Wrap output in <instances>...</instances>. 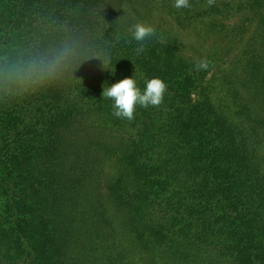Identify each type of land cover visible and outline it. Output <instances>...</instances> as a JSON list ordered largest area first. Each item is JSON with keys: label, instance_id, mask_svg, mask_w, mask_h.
<instances>
[{"label": "trees", "instance_id": "16d2710c", "mask_svg": "<svg viewBox=\"0 0 264 264\" xmlns=\"http://www.w3.org/2000/svg\"><path fill=\"white\" fill-rule=\"evenodd\" d=\"M88 2L0 0V264H264V0H190L184 9L162 1L180 26L209 13L213 28L242 14L257 23L234 62L245 80L224 72L219 99L203 85L204 68L178 57L177 37L160 27L137 53L133 21L71 32L96 55L73 90L53 87L51 76L9 84L10 69L60 53L47 50L64 35L59 26L97 28ZM84 54L60 63H83ZM132 76L141 89L153 77L167 89L160 105L138 106L127 120L102 92ZM92 125L131 130L105 145L114 169L100 194L84 190L97 177L63 171L83 150L76 131Z\"/></svg>", "mask_w": 264, "mask_h": 264}, {"label": "rangeland", "instance_id": "374dc122", "mask_svg": "<svg viewBox=\"0 0 264 264\" xmlns=\"http://www.w3.org/2000/svg\"><path fill=\"white\" fill-rule=\"evenodd\" d=\"M90 1L91 2H88L86 9L89 17L95 19L96 26L97 23H99L97 28H95V25L92 29L88 28V26L80 29V26H76L75 24L59 26L58 30L64 27V35H58L57 37L54 36V39L50 43L51 47L49 45L47 48L48 51L53 53L64 52L66 50V52L79 53L80 56L81 53L84 52L86 58L83 63H77L72 60H69L68 63H59V70L50 78L53 80L50 82L53 87H60L63 85L67 87V92L73 90L70 85H73V81H76V79L80 77L85 65H89V62H92L90 60L93 57H96L95 52L92 51L91 54V49L86 48V42L81 40V43L77 44V39L73 36L75 33L71 32L81 33L82 31H85L82 36H89V34L102 31V25H106L110 20L122 26H129L133 22L146 21L152 23L155 27L163 29L168 36L170 34L172 37L176 36L179 44L177 51L178 57L183 56L186 63L199 64L202 61L207 63V67L204 68L205 74L203 75V85L207 86L208 84H212L215 98L219 99L220 97H223L221 94L225 89H228L225 84L222 86L224 72L235 77L238 82L245 80L244 74H241V69L237 66L238 63L234 62L237 61L244 51L251 47L252 36L254 34L252 32L257 23H254V18L252 19L249 15L242 14L230 19L228 18L226 23L225 21L227 17H224L225 14H221L225 21L223 18L219 19L217 27L213 28L211 24L213 23L212 20L214 19V16L209 13V17H206V15L204 17L206 18V22H191L190 24L186 23L185 26H180L173 16L167 15L166 12L160 9L161 4L164 3L162 2L163 0ZM240 25L242 26L239 27ZM93 30L94 32H91ZM64 36H66V38H63ZM116 62L119 63L118 60H116ZM97 65H101V63L97 61ZM231 70H233V72ZM126 72L131 73L132 69L125 71L124 73ZM77 73H80V75ZM238 92V96H247V94L240 88ZM200 95L201 93L196 91L192 97L198 99ZM129 131L131 130L124 129L123 132L121 128H118L117 126L110 127L109 129H99L93 125L86 128L85 131L83 130V133H80L79 130L76 131L75 134L79 133L80 135L77 142L83 150L79 151V155L72 156L66 162L67 167L68 165H73L74 168L71 169V171L69 170V172H67V169L65 168L63 170L65 177H70L71 174L75 173L83 175L86 177L85 181L90 182V178L95 176L97 177V180L94 185L92 186L91 183H87L84 186V190L86 192L93 191L94 193H102L105 187L104 177L108 176V173L111 174L114 169L108 160L104 158L105 145L107 142H117L118 135H123V133L124 135H130L131 133ZM87 147H89L90 150H93L96 147L93 154L98 155L91 159L88 158ZM89 161H92L93 163ZM60 169H62L61 165ZM3 227L4 226H2L0 222V231ZM107 241L110 244V241L115 242L116 240L108 236ZM262 259H264V257ZM258 261L263 262L264 260H257V262Z\"/></svg>", "mask_w": 264, "mask_h": 264}, {"label": "clouds", "instance_id": "9594fccd", "mask_svg": "<svg viewBox=\"0 0 264 264\" xmlns=\"http://www.w3.org/2000/svg\"><path fill=\"white\" fill-rule=\"evenodd\" d=\"M174 7L184 9L190 7V0H174ZM131 39L136 41L138 47L135 49L137 53L143 52V44L156 33L155 26L146 21H138L131 25ZM64 52L57 53L51 60L36 61L30 64L15 67L9 70L7 81L9 84H15L28 79H40L42 77L53 76L59 70V63ZM207 67L206 62H200L198 68ZM113 74L115 71H111ZM167 89L164 80L153 77L146 81L145 87L141 89L135 76L124 78L116 83L103 87L102 96L112 102L113 115L118 118L132 120L136 108L149 106H158L162 103Z\"/></svg>", "mask_w": 264, "mask_h": 264}]
</instances>
